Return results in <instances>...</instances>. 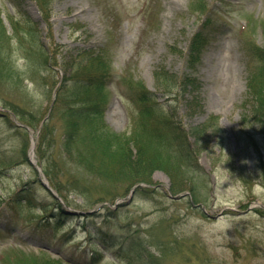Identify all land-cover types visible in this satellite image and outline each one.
I'll return each instance as SVG.
<instances>
[{
  "label": "rangeland",
  "instance_id": "obj_1",
  "mask_svg": "<svg viewBox=\"0 0 264 264\" xmlns=\"http://www.w3.org/2000/svg\"><path fill=\"white\" fill-rule=\"evenodd\" d=\"M38 1L0 0V42L5 38L8 58L20 72L11 85L0 79V264H147L159 257L155 238L171 251L161 264H264V125L252 119L248 94L251 78L262 70L255 48L264 46V0ZM197 2L205 4V14L192 8ZM208 16L211 47L197 73L199 88L184 95L171 87L168 94L161 71L178 81L189 73L187 47ZM85 49L110 60L104 113L113 131L130 133L139 121L129 90L130 81H137L190 134L200 170L184 168L196 178L198 205L191 192L170 197L171 179L161 170L152 175L155 187L144 186L152 190L135 194L130 204L121 200L127 184L112 188L113 201L101 202V181L65 151L61 103L50 114L52 134L36 154L55 176L66 214L53 206L58 199L39 182L24 138L8 119L16 122L13 109L19 107L48 116L57 89L66 83L74 91L79 74L88 71L80 56ZM196 128L205 131L199 142ZM167 131L173 138L175 128ZM19 191L33 206L6 207ZM114 241L118 247H110Z\"/></svg>",
  "mask_w": 264,
  "mask_h": 264
},
{
  "label": "trees",
  "instance_id": "obj_2",
  "mask_svg": "<svg viewBox=\"0 0 264 264\" xmlns=\"http://www.w3.org/2000/svg\"><path fill=\"white\" fill-rule=\"evenodd\" d=\"M38 2L41 5L45 4V0H39ZM192 8L199 10L202 14L206 12L203 2H197L196 6L193 4ZM209 23L210 16L190 39L186 55V67L189 73L183 75L178 81V77L176 78L173 74H169V72L162 69V84L168 94L173 93L170 90L171 87L179 90L184 95L198 87L196 74L202 63L204 53L211 43L210 37L206 34L210 27ZM3 28L4 24L0 13V30H3ZM5 42V38L0 42V79L5 81L14 79L17 81L20 73L8 58L10 53L4 47ZM255 50L257 52L256 57L262 63V70L251 78L248 94L254 100L252 119L262 126L264 125V55H262L264 46L263 48L256 47ZM85 56L86 59H83V61L88 71L83 72V77L76 79L74 91L67 88V84L64 83L65 85L59 88L53 106L54 109L61 103L66 104L61 120L65 137L64 148L69 158H74L77 166L90 171L93 176L101 181V184L98 183V185L105 192L106 198L103 199L105 201H113L111 190L121 184H127L128 186L122 196H125L130 188L137 184L154 186L152 175L160 170L170 177L173 194L191 191L195 198H198L196 187L192 185L195 177L187 176L188 171L183 168L184 163H186L187 165L193 164L196 170L199 169L198 160L193 156L194 153L190 149L189 133L172 122L161 108L156 94L148 90L143 83L137 81H130L129 90L132 99L141 108L140 120L130 134L113 132L104 121L105 91L112 79L110 60L104 54L86 52ZM44 61L47 62L46 59ZM47 66L51 67V64L47 63ZM160 75L157 72L155 76L158 78ZM13 83L11 81L7 84L11 85ZM13 110L19 116L21 122L33 129H39L42 118H39L38 113L28 115L20 111V107ZM27 113L29 112L27 111ZM13 126L16 128L15 125ZM171 126L175 128L173 138L170 137L167 131ZM194 132L199 142L203 130L196 128ZM51 134V121L44 122L39 136L37 153H40L44 142ZM28 147L29 140L25 136L24 152L26 156ZM132 150L135 151L137 156L132 154ZM48 170L44 168L45 174L51 185L60 193L55 183V176ZM185 184L190 186L184 187ZM151 190L139 187L136 192L146 195V192ZM22 192L19 191L10 197L6 207L9 204H13L15 207L21 206L24 202L30 203L31 206L33 204L31 203L32 199L29 196H27L28 199L22 197ZM53 206L66 214L58 201L53 203ZM151 242L153 246L157 247L159 257L151 256L152 260H147V264H161L160 259L169 252L171 253L168 243L157 238ZM117 243L114 241L112 245ZM31 262L24 264H33ZM34 264L61 263L54 260H45L44 262L35 261Z\"/></svg>",
  "mask_w": 264,
  "mask_h": 264
},
{
  "label": "clouds",
  "instance_id": "obj_3",
  "mask_svg": "<svg viewBox=\"0 0 264 264\" xmlns=\"http://www.w3.org/2000/svg\"><path fill=\"white\" fill-rule=\"evenodd\" d=\"M30 95H33L32 91H30ZM34 99H43L42 94L36 93L35 95H33Z\"/></svg>",
  "mask_w": 264,
  "mask_h": 264
},
{
  "label": "bare ground",
  "instance_id": "obj_4",
  "mask_svg": "<svg viewBox=\"0 0 264 264\" xmlns=\"http://www.w3.org/2000/svg\"><path fill=\"white\" fill-rule=\"evenodd\" d=\"M210 54H212V53H210ZM212 60H213V58H211V57H209V56L206 58L207 63H211Z\"/></svg>",
  "mask_w": 264,
  "mask_h": 264
}]
</instances>
